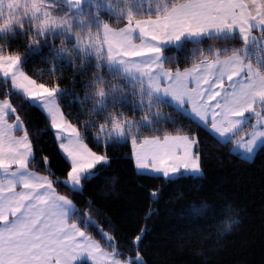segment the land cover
Segmentation results:
<instances>
[{"label":"snow or ice","instance_id":"1","mask_svg":"<svg viewBox=\"0 0 264 264\" xmlns=\"http://www.w3.org/2000/svg\"><path fill=\"white\" fill-rule=\"evenodd\" d=\"M4 2L0 0V15L4 14ZM67 3L79 6L83 0H67ZM150 3L155 12L146 18H135L130 8L121 13L126 16L125 27L113 29L101 22L93 33L89 21V42H84L74 31V18L53 15L50 9L55 6L49 5L47 0H26L25 8L26 13L31 14L38 35L63 29L77 37L81 59L92 56L98 69L103 63L110 70L115 69V79L130 78L134 85L133 103L146 112L155 106L156 117L161 116L159 105L165 97H170L178 110L190 104L191 113L210 124V130L220 136L242 131L247 122L246 114L254 116L256 123L250 138L244 142L245 150L252 154L258 141L264 140V67L261 66L264 65V0H150ZM7 7L9 10L20 8V0H8ZM80 23L84 25L83 20ZM14 24L23 28V21L10 11L8 18L0 23V30ZM236 33L243 47L233 48L230 54L221 56L216 52L205 56L201 53L191 67H166V60L174 59L165 57L168 45L178 47L185 40L199 44L204 37ZM32 42L38 44L39 39ZM60 54L74 56L75 52L62 46ZM21 62L19 54H4L0 48V77L10 79L12 87L28 102L40 103L50 114L57 136L63 132L68 138L69 142H61L59 147L70 158L71 170L67 173L68 180L57 182L79 189L81 180L97 176L99 170L110 163V158L106 153L93 151L83 142L77 126L66 119L57 103L62 91L59 82L51 86L38 83L21 70ZM99 85L103 88L96 90ZM87 87L92 91L79 103L91 99L93 108L88 114H106L107 122L98 125L97 139L102 143L130 136L136 167L161 174L169 181L185 173L195 176L201 172L197 137L164 134L138 138L136 121L122 113L106 112L110 97L113 103L123 101L124 88L106 83L99 74ZM15 113V107L8 100H0V264H72L84 253L96 264H133L131 258L116 259L115 251L100 252L98 242L75 223H69V215L75 207L72 200L57 194L48 177L29 169L35 157L27 132L16 137L11 134L12 126L7 129L4 126L5 116ZM16 121V128L20 129L23 122L18 115ZM143 121L149 126L153 124L147 114ZM44 159L46 162L47 158ZM150 195L157 197L158 194ZM141 239L142 236L137 235L133 243ZM135 259H141L139 253Z\"/></svg>","mask_w":264,"mask_h":264},{"label":"trees","instance_id":"2","mask_svg":"<svg viewBox=\"0 0 264 264\" xmlns=\"http://www.w3.org/2000/svg\"><path fill=\"white\" fill-rule=\"evenodd\" d=\"M98 2L101 6L97 8ZM47 3L55 6L50 9L53 15L74 18V31L84 42L91 39L87 30L89 21L94 33L101 22L114 28L126 26V16L121 13L129 8L137 19L155 12L150 0H85L77 10L64 0ZM3 10L0 23L8 18L10 11L23 21V28L14 24L0 30V48L4 54H19L23 70L36 81L50 86L58 81L62 91L57 99L66 119L77 126L93 151L106 153L110 158V163L97 176L82 179L79 189L57 182L68 180L71 163L59 147L50 117L40 105L28 102L14 89L10 79L0 77V99L9 100L16 109L9 120L14 122L18 115L32 143L35 158L30 167L50 176L56 189L74 201L73 221L102 243L107 235L113 237L123 255L139 253L142 261L135 259L133 264H264V143L252 158L234 149L236 140L252 127V119L230 140L222 141L208 126L167 100H162L161 116L156 117L155 106L146 112L133 103L134 85L130 78L115 79V69L110 70L106 63L98 69L94 57L80 58L76 36L63 29L40 36L31 15H25L23 10L19 13ZM255 34L259 36L256 30ZM33 37L39 39L38 44L32 42ZM62 46L75 55H58ZM239 47H243V42L238 33L204 37L199 44L185 40L178 47H166L165 57H174L166 60V66L183 69L196 62L201 53L207 56L219 52L223 56ZM97 74L106 83L124 88L123 101L113 103L110 97L106 112L122 113L136 121L138 138L164 134L197 137L202 173L195 176L185 173L169 181L160 174L140 172L135 165L130 136L106 143L97 139L98 125L107 122L106 114L89 115V109L93 108L91 99L79 103L92 91L87 85ZM146 114L153 120L151 126L143 121ZM152 192L157 197H152ZM230 219L233 225L226 228L225 221ZM137 235L142 239L134 244Z\"/></svg>","mask_w":264,"mask_h":264},{"label":"rangeland","instance_id":"3","mask_svg":"<svg viewBox=\"0 0 264 264\" xmlns=\"http://www.w3.org/2000/svg\"><path fill=\"white\" fill-rule=\"evenodd\" d=\"M66 3H67V1L66 0H64ZM47 2H50V0H47ZM20 3H21V7L20 8H13V9H11L14 13H19L21 10H23L22 12H24V14L25 15H27V14H29V15H31L30 13H26V8H25V3H26V0H20ZM7 4H8V0H5V2H4V6H3V9H5V10H7L8 9V7H7ZM68 4V3H67ZM83 4V3H82ZM81 4V5H82ZM71 8H73V9H75V10H77V9H79L80 7H81V5H79V6H73V5H70V4H68ZM4 11V10H3ZM104 23H107V22H104ZM109 24V23H108ZM110 25V24H109ZM20 68H21V70L22 71H24L23 70V68H22V65H20ZM25 72V71H24ZM26 73V72H25ZM28 76H30L28 73H26ZM32 79H34L32 76H30ZM38 82V81H37ZM38 83H40V82H38ZM57 103H58V105L59 106H61L60 104H59V102H58V99H57ZM38 105H40L41 107H42V105L40 104V103H37ZM43 108V107H42ZM61 109H62V107H60ZM44 109V108H43ZM45 110V109H44ZM258 110H260V109H258ZM46 111V110H45ZM63 111V110H62ZM47 113V112H46ZM48 114V113H47ZM48 116L50 117V114H48ZM51 119V118H50ZM250 120V119H249ZM248 120V121H249ZM55 132H57V130L55 131ZM57 135V134H56ZM173 135H184V134H173ZM188 135V134H187ZM59 138V139H58ZM57 139H58V142L59 143H61V142H63V143H65V144H67L69 141H68V138L67 137H65V135H64V133L63 132H60V134H59V137L57 136ZM83 142L84 143H86L85 141H84V139H83ZM87 144V143H86ZM88 145V144H87ZM89 146V145H88ZM90 147V146H89ZM91 148V147H90ZM92 149V148H91ZM93 150V149H92ZM196 151V148H194V152ZM98 154H100V153H98ZM65 155L67 156V154L65 153ZM69 160H70V158L69 157H67ZM138 169V171H140V172H145V173H153V174H158V173H155V172H152V171H148V170H143V169H139V168H137ZM200 173H202V167H201V172ZM200 173H198V174H200ZM43 174V173H42ZM161 175V174H160ZM43 176H46V177H48L50 180H51V177L50 176H48L47 174H43ZM81 187H82V180H81ZM80 187V188H81ZM62 195H64V194H62ZM64 196H66V195H64ZM70 200H72L70 197H68ZM72 202H73V204H74V208H73V212L75 211V208H76V205H75V203H74V201L72 200ZM73 212H72V215H73ZM72 215H69V223H75L81 230H83L86 234H87V236H89V237H91L94 241H96V242H98L99 243V245H100V252H102V253H109V252H116V255H115V258L116 259H120V260H126V259H129V258H131L132 260H133V262L135 261V257H136V255H134V256H132V255H121L120 254V251H119V249H118V247H117V243H116V240L115 239H113V237H111V236H109V235H107V237H106V239L104 240V243H102L101 241H98V240H96L94 237H92L87 231H86V229H84V227L83 226H81L78 222H76V221H73L72 219H71V217H72ZM110 238V239H109ZM141 257V256H140ZM101 259H103V257H101ZM109 260H111L112 259V257H109L108 258ZM139 261H142V258L139 260ZM81 262H88V263H90V264H96V261L95 260H93L91 257H89V255L87 254V253H84L82 256H79V257H77L75 260H73L72 261V264H79V263H81Z\"/></svg>","mask_w":264,"mask_h":264},{"label":"crops","instance_id":"4","mask_svg":"<svg viewBox=\"0 0 264 264\" xmlns=\"http://www.w3.org/2000/svg\"><path fill=\"white\" fill-rule=\"evenodd\" d=\"M67 1V0H66ZM85 0H83V2H84ZM73 6H76V5H73ZM111 28H113V29H118V28H114V27H112L111 25H109ZM125 27V26H124ZM254 32H255V30H254ZM135 36H136V42L137 43H139L140 41H139V38H138V33H136V34H134ZM169 46V45H168ZM167 47V46H166ZM167 67V66H166ZM189 67H191V66H189ZM186 68H188V67H186ZM164 100H167V101H169L171 104H173L176 108H177V106L174 104V102L171 100V98L170 97H165V98H163ZM0 100H7V99H0ZM9 101V100H8ZM10 102V101H9ZM11 103V102H10ZM12 105V104H11ZM13 106V105H12ZM61 107V106H60ZM190 107H191V105L190 104H187V105H185V108L183 109V110H181V111H183V112H185V113H187V114H189L191 117H193L195 120H197L198 122H200L201 124H203V125H206V126H208V128L209 129H211V125L210 124H206L205 122H203V121H201L200 119H198L195 115H193L192 113H191V111H190ZM11 114H8V115H6L5 116V128L7 129V126H12L11 127V134L12 135H14V136H16V137H21V136H23L24 135V133H25V127H24V124L22 123V127L20 128V129H17L16 128V123H17V121H16V119H15V121L14 122H11L10 120H9V116H10ZM246 117H247V122H248V120L249 119H252V127L247 131V133L245 134V135H243L242 137H239L237 140H236V142H235V146H234V149H235V151H237V152H239L240 154H242L244 157H246V158H252L253 156H254V154H255V152H256V150L258 149V147L262 144V143H264V140H259L258 141V146L255 148V151L252 153V154H249V153H247V151L245 150V147H244V142L246 141V140H248L249 138H250V136H249V134L251 133V131L253 130V125H255V123H256V120H255V117L254 116H251V115H248V114H246ZM21 120V119H20ZM246 122V123H247ZM245 123V124H246ZM244 124V125H245ZM243 125V126H244ZM17 131H20V132H22L21 134H17ZM56 131V130H55ZM217 138H219L220 140H222V141H228V140H230L231 139V137L233 136V135H228V136H220V135H218V134H216V133H214L213 131H211ZM56 134H57V132H56ZM29 137V136H28ZM30 139V138H29ZM59 139V138H58ZM29 169L31 170V171H33V172H35L37 175H39V176H43V174L41 173V172H38V171H36V170H34L33 168H31L30 167V165H29ZM50 180V179H49ZM51 181L53 182V180L51 179ZM53 187L55 188V190H56V192H57V194H59V195H62V193H60L57 189H56V187H55V185H54V183H53Z\"/></svg>","mask_w":264,"mask_h":264},{"label":"clouds","instance_id":"5","mask_svg":"<svg viewBox=\"0 0 264 264\" xmlns=\"http://www.w3.org/2000/svg\"><path fill=\"white\" fill-rule=\"evenodd\" d=\"M98 4H99V2H98ZM99 5H100V4H99ZM100 6H101V5H100ZM35 40H36V38L33 37V41H35ZM0 47H2V45H0ZM102 88H103V85H99L98 88H97L96 90H99V89H102ZM233 219H234V217H233ZM232 225H233V220H232V219L225 221V226H226V228H231Z\"/></svg>","mask_w":264,"mask_h":264}]
</instances>
